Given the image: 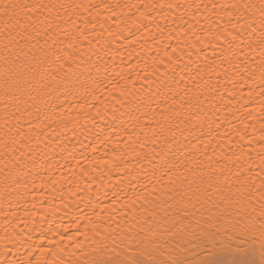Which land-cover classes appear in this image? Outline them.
I'll list each match as a JSON object with an SVG mask.
<instances>
[{
    "label": "bare ground",
    "instance_id": "bare-ground-1",
    "mask_svg": "<svg viewBox=\"0 0 264 264\" xmlns=\"http://www.w3.org/2000/svg\"><path fill=\"white\" fill-rule=\"evenodd\" d=\"M53 2L82 7L58 43L21 41L11 98L0 51V253L7 236L10 259L90 264L99 241L147 234L210 183L260 199L264 96L244 68L258 66L264 28L242 7L260 0ZM262 240L243 243L257 264ZM194 243L165 232L148 250L192 261Z\"/></svg>",
    "mask_w": 264,
    "mask_h": 264
},
{
    "label": "snow or ice",
    "instance_id": "snow-or-ice-1",
    "mask_svg": "<svg viewBox=\"0 0 264 264\" xmlns=\"http://www.w3.org/2000/svg\"><path fill=\"white\" fill-rule=\"evenodd\" d=\"M80 7L82 5H68L53 2V0H48V2L45 0H0V38H2L0 39V51L3 53L5 69L3 74L5 94L9 98H11V93L7 89L19 84L16 77L17 70L14 67L16 59H13V56L21 41L29 48V52L32 49L48 46L49 40H52L53 44L58 43L60 36L57 32L60 26L67 24L76 9ZM242 7L248 14H252L254 10L258 12L260 24L264 28V0H260L259 4H244ZM61 9H63V14ZM69 9L72 11L70 12ZM64 35L67 36L68 33L65 32ZM261 38L264 40V31L261 32ZM41 39L44 40V45L40 44ZM19 50L22 52L23 48ZM244 72L247 73L249 81L258 72L261 89L259 95L264 96V44L261 45L258 66H253L252 70L245 67ZM5 187L8 186L5 185ZM250 187V185L246 186V183L240 184L236 191L232 192L231 186L224 189L221 181L210 183L203 192L199 189L192 191L186 202L182 195L180 202L170 206L175 209L171 216L165 210L166 215L155 227L149 219L147 234H143L144 230L141 229V232L134 235L133 229L129 228L116 239H112L110 243L107 239L99 241V255L90 264H257L255 260L248 258L251 253L243 247V243L249 234H254L257 230L264 238V193L260 194V199L254 204L255 196L248 190ZM260 187L264 189V181ZM209 190L214 191L210 196L205 197ZM197 205L199 208L196 207ZM155 215L154 212L152 216L155 217ZM185 221L189 223L185 224ZM193 224L195 227H192ZM165 232L189 244L195 242L194 247L200 248L203 254L192 261H187L182 256L184 251L189 250L185 248L175 257L170 256L167 261H157L152 252L148 250V246H154L156 239L165 235ZM237 239L241 240V244L233 247V242ZM8 243L9 238L5 236V250L0 253L3 256L0 264H25L24 260L17 261L9 258ZM133 244L136 247L135 255L132 254ZM117 248L122 249L123 252L116 253ZM109 249L116 255L105 258L108 256ZM145 256L148 258L142 259ZM28 264L32 262L29 261ZM36 264H41V262L37 260ZM49 264H56V262L52 261ZM259 264H264V251L261 253Z\"/></svg>",
    "mask_w": 264,
    "mask_h": 264
}]
</instances>
